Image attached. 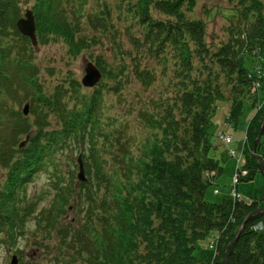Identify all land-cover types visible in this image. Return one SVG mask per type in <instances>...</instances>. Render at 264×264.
<instances>
[{"label": "trees", "instance_id": "trees-1", "mask_svg": "<svg viewBox=\"0 0 264 264\" xmlns=\"http://www.w3.org/2000/svg\"><path fill=\"white\" fill-rule=\"evenodd\" d=\"M26 1L0 0V244L16 246L29 229L53 232L59 251L53 254L55 264L69 259L72 264H225L226 258L228 264H264V211L254 213L264 206L262 200L253 196L248 202L230 194L219 202L205 198L208 185L224 169L211 155L217 145L210 133L221 101H230L226 122L236 129L244 106L257 107L245 128L248 175L243 181L262 172L253 146L263 127L256 155L264 165L260 152L264 110L252 85L256 55L264 75V0H228L234 3L241 24L215 50L206 42L205 22L194 15L196 0H113L143 29L142 39L134 37L133 44L149 46L158 57L172 54L177 78L171 100L161 99L152 109L139 107V119L160 128L163 136L143 149L139 163L127 167L121 182L116 181L114 168L106 169L109 160L100 152L121 142L105 131L99 91L93 93L91 103L80 101L81 109L68 107L66 99L70 90L79 97L77 79H64L53 93L46 91L38 65L29 58L35 54L34 46L17 28L23 15L21 3ZM86 1L34 0L38 43L59 36L75 56L100 44L101 37L80 33L84 13L74 21L66 12L69 5L80 11ZM112 8L105 1L101 12H85L90 28L109 31ZM137 63L134 75L140 85L155 83L156 71ZM95 64L105 78L127 70L121 66L111 75L99 58ZM10 99L18 102L16 108ZM24 102L30 104L29 115L20 108ZM51 113L57 115L61 128L48 129ZM73 145L79 146L77 158L82 155L85 168L95 170L80 183L67 180L70 173L65 177L59 167H53L58 154ZM43 173L52 178L53 194L41 207L50 191L29 192V188ZM76 205L83 214L77 226L63 216ZM212 232L213 240L203 244ZM16 252L21 249L16 247Z\"/></svg>", "mask_w": 264, "mask_h": 264}, {"label": "rangeland", "instance_id": "rangeland-1", "mask_svg": "<svg viewBox=\"0 0 264 264\" xmlns=\"http://www.w3.org/2000/svg\"><path fill=\"white\" fill-rule=\"evenodd\" d=\"M28 1L21 3L22 16H24L27 9L33 8L34 0ZM105 1H109V4L113 8L111 9L110 16L107 17L110 30L101 33L90 28V25L86 21L87 16H85V12H101L100 8ZM69 6L66 7V12L74 21H76L78 13H84V17L81 19L80 33H85L89 36H99L101 37V43L92 45L75 56L68 52L65 41L55 35L42 44L37 43L36 47H34L35 54L29 55V58L33 59L34 63L38 65L40 69L39 74L48 93H53V88L64 79H77L76 81L81 84L80 90H77L81 96H75L70 90L71 94L66 97L67 105L70 108L74 106L81 109L83 102L80 101L84 100V103L85 101L86 103H91L93 93L97 90L99 91L100 97L98 96L97 99L100 100V113L103 114L101 121L105 127V131H111L110 139L115 137L116 140L121 142L112 146L108 144L103 147L104 151L100 152L103 157L109 160V162H106V169L114 168L116 181H125L127 175L124 174V171H127V167L130 165V168H134L135 164L139 163L140 158L144 154L143 149L145 147L148 148L151 141L156 139L155 137L163 136L160 128H152L139 119L138 109L141 106L152 109L157 103L163 100H171L175 95L176 89L175 86H172L177 79L175 76V58L172 57V54L165 56L163 53H160V57H158L152 53V51L155 52L156 50H151L149 46L134 45L133 38L142 39L143 29H141L138 23L136 24L135 21H132L133 19L127 18L125 12L123 13L118 10L113 0H87L80 11L73 10ZM194 15L202 19L206 24V42L210 46V50H215L221 43L227 41L231 32L237 31V27L241 24L234 3L228 0H196ZM139 53L141 54L139 55ZM126 55L127 58L125 57ZM136 56L137 61L135 60ZM256 56L258 64L256 63L257 61L254 62L256 64L253 74H256L254 80H260L261 87H254V91L259 93V105L264 110V82L262 81L264 75L260 70L257 72L260 59L259 55ZM98 58L103 65H106L107 70L110 69L111 75H114V70H117L121 66H125L127 70L116 78H105L103 76L98 84L91 87L84 86L82 78L85 75V66L89 61L95 63ZM206 59V62H209L208 58ZM137 62L141 63V67L148 66L156 71V81L149 87L141 86L134 75V69L138 66ZM67 85H69V82ZM229 91L230 88L226 91L227 95ZM10 102L16 108L18 102L11 99ZM171 103L173 104L174 102L171 101ZM26 105H28V113L26 115H29V103H22L20 108L24 110ZM229 107V100L219 102L218 109L211 121V138L217 145V148L212 151L211 155L220 161L224 169L216 176L214 182L208 185L205 198L209 202H219L229 195L232 190V182L236 179L234 183L238 186V191L244 199H251V197L256 196L264 203V171L261 170L262 172L251 181H243L248 175V169L245 167L246 160L240 148L242 141L236 147L237 149L234 147L237 153L234 157H231L227 152V147L217 136L221 131L239 140L241 133L245 131L257 107L246 104L240 118L238 130H235L236 128L232 126L231 130L228 131L229 125L226 127L223 123L228 119ZM30 116L33 118L34 114H30ZM50 120L51 125L48 127L49 130L56 127L61 128V125L57 124V115L55 113L50 114ZM102 143H104L103 140ZM260 152H264L262 147H260ZM78 153V145H73L67 151L60 152L53 167H59L65 174V177L70 173L67 180L73 178L74 182L80 183L77 177ZM238 166L239 168L237 169ZM234 168H236L235 171ZM94 172L93 167L91 170L85 168V176L87 177L94 175ZM51 179L49 174L43 173L30 185L29 192L39 190L45 193L46 190L50 191V193L46 192L45 197L42 199L40 203L41 207L47 205L52 197ZM215 189L218 190V193L215 192ZM82 215L78 205L75 207L69 206L67 215L63 214L64 219L72 221L76 226L82 223ZM32 222L33 220L30 219L27 221L28 228L32 227ZM25 234L26 236L19 239L16 246L0 244V264H11L13 255L17 256L18 263L23 261L24 264H55L53 254L59 253V251L55 247L56 240L53 232L47 235L42 232H29L28 229ZM214 235L215 232H212L208 239L203 241V244H209L213 240ZM16 247L21 249L20 253L16 252ZM69 260H66L65 263L57 260L56 264H72ZM76 264H85V262H77Z\"/></svg>", "mask_w": 264, "mask_h": 264}, {"label": "water", "instance_id": "water-1", "mask_svg": "<svg viewBox=\"0 0 264 264\" xmlns=\"http://www.w3.org/2000/svg\"><path fill=\"white\" fill-rule=\"evenodd\" d=\"M17 27H18V30L23 35L28 36L31 39L33 45H37L36 23H35L34 12H33L32 9H27L25 14H24V16H22V17H20L18 19ZM85 72L86 73H85L84 77L82 78V83L85 86H93V85H95L96 83H98L100 81V79L102 77L101 70L93 62H88L87 63V65L85 67ZM24 113L25 114L28 113V105H26V107L24 108ZM263 125H264V122H263ZM262 128L260 129L259 134H258L257 138L254 141L253 154L255 156H256V151H257V148H258L259 140H260V138L262 136ZM256 157L258 158V156H256ZM77 161L79 163V172H78L77 177L80 180H83V179H85V169H84V162H83L81 154L78 156V160ZM258 161H259L261 170L264 171V165L262 164V161L260 160V158H258ZM263 200H264V197H263ZM262 211H264V207L259 208L254 213H258V212H262ZM247 219L248 218H246L244 220L243 225L240 228L236 238L239 236V234L243 230V228H244V226H245V224L247 222ZM228 249H229V247L227 248V253H228ZM12 264H17L16 256H13ZM225 264H228L227 258L225 260Z\"/></svg>", "mask_w": 264, "mask_h": 264}, {"label": "crops", "instance_id": "crops-1", "mask_svg": "<svg viewBox=\"0 0 264 264\" xmlns=\"http://www.w3.org/2000/svg\"><path fill=\"white\" fill-rule=\"evenodd\" d=\"M223 125H226V127H228V124L224 121V123H223ZM230 127V126H229ZM229 127L227 128L228 129V131H230L231 130V128L229 129ZM235 130H238V129H235ZM230 133V132H229ZM238 133H241V132H238ZM240 139L239 140H236V139H234V137H232V142L230 143V144H226V143H224V142H222L226 147H227V152L229 153V148H236V147H238V144L240 145L241 144V141H242V146L240 147L242 150H243V146H244V144H243V140H244V138H245V131L243 132V133H241V135H240ZM262 149H263V151H264V141H263V144H262ZM237 149V148H236ZM261 153H263L264 154V152H261ZM234 160V159H233ZM235 169L236 168H234V171H235ZM256 176H258V174L256 175Z\"/></svg>", "mask_w": 264, "mask_h": 264}, {"label": "built area", "instance_id": "built-area-1", "mask_svg": "<svg viewBox=\"0 0 264 264\" xmlns=\"http://www.w3.org/2000/svg\"><path fill=\"white\" fill-rule=\"evenodd\" d=\"M256 85H258V83H256ZM224 139H225L226 141H229L230 138H229V137H224ZM231 153L234 154V151L231 150ZM244 171H245V170H244ZM245 172H246V171H245ZM236 176H237V174H236ZM234 182H236V179L234 180ZM232 194H233V196L236 197V198L240 197V195H239L235 190H233Z\"/></svg>", "mask_w": 264, "mask_h": 264}, {"label": "bare ground", "instance_id": "bare-ground-1", "mask_svg": "<svg viewBox=\"0 0 264 264\" xmlns=\"http://www.w3.org/2000/svg\"><path fill=\"white\" fill-rule=\"evenodd\" d=\"M260 67H261V66H260V65H258V69H260Z\"/></svg>", "mask_w": 264, "mask_h": 264}]
</instances>
